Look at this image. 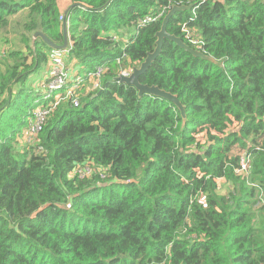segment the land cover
<instances>
[{"label":"trees","instance_id":"obj_1","mask_svg":"<svg viewBox=\"0 0 264 264\" xmlns=\"http://www.w3.org/2000/svg\"><path fill=\"white\" fill-rule=\"evenodd\" d=\"M173 6L191 8L168 33L219 64L165 39L140 83L185 118L119 81ZM65 19L83 82L58 102L30 78L54 68L36 33L63 45ZM263 202L264 0H0V264H264Z\"/></svg>","mask_w":264,"mask_h":264},{"label":"water","instance_id":"obj_2","mask_svg":"<svg viewBox=\"0 0 264 264\" xmlns=\"http://www.w3.org/2000/svg\"><path fill=\"white\" fill-rule=\"evenodd\" d=\"M191 7H186V6H173L172 9L167 13L163 25L161 28V31L157 33V42H156V49L154 52L149 53L148 57L145 59V61L139 66L135 67L132 70V73L130 76H122L119 78V81L121 83H124L128 86H134L138 92L139 96L141 97L144 93H148L154 96L162 97L170 102H173L182 112L183 117L185 118V108L182 105V103L179 101L178 97L175 95H172L171 93L166 92L165 90L160 89L159 87L156 86H148V85H143L140 83V77L149 69V67L152 66L153 62L157 59V57L160 55L162 51V46H163V41L165 39H168L172 42H174L176 45H178L180 48L184 49L188 53L192 54L193 56L197 58H202L205 60L213 61L216 64L217 63L215 60H213L210 57L205 56L201 51L194 50L190 46H188L181 38L172 35L168 33L167 31V26L171 18L179 11L183 10H188ZM72 8L68 9L65 13L66 18L69 14V11ZM35 37H41L51 48L57 49V50H65L68 47V33H67V22L66 19L64 21V44L63 45H56L54 44L48 37H46L43 33H36Z\"/></svg>","mask_w":264,"mask_h":264},{"label":"built area","instance_id":"obj_3","mask_svg":"<svg viewBox=\"0 0 264 264\" xmlns=\"http://www.w3.org/2000/svg\"><path fill=\"white\" fill-rule=\"evenodd\" d=\"M61 50L59 51L58 54L52 56V62L54 64V68H59L60 70H65L66 72V77H64V82H54L50 81L49 83L45 84L47 86L48 90H46V93L50 91V94L54 93L57 95V101L59 102L60 100L64 99L63 96L61 95V92L64 91L65 93V98L72 97L74 93L82 88V82L80 78H73L72 80H68V73L65 67L64 59L63 56L61 55ZM53 68V71H54ZM107 69L103 66H99L95 68V71L91 73L90 78H89V84L87 86V91L88 92H93L101 88L102 86V81L104 78V74L106 73ZM131 72H124L122 76H130ZM72 82V85H68L69 82ZM49 98V96H46ZM75 106H79L78 101L74 102ZM52 105V104H51ZM41 114L37 116L36 118V123L37 125L35 128L38 130L40 129L41 125L44 123L43 118L49 115V110H44L41 109ZM34 129V128H33ZM245 161V160H244ZM246 164H244L243 171H247L249 166L247 161H245ZM87 169V168H86ZM78 170L81 172L82 168H78ZM85 175V173L83 174ZM200 204L203 205L204 207H207V201L206 197L200 198Z\"/></svg>","mask_w":264,"mask_h":264},{"label":"rangeland","instance_id":"obj_4","mask_svg":"<svg viewBox=\"0 0 264 264\" xmlns=\"http://www.w3.org/2000/svg\"><path fill=\"white\" fill-rule=\"evenodd\" d=\"M55 50H56V52L54 53V55L58 54L59 51H60V50H57V49H55ZM65 60L68 61V56L65 57ZM49 72H51V74L48 77ZM65 72H66L65 70L62 71L59 68H54V71H53V69L50 68V65H49V62H48L45 66H43V68L39 72L35 73L30 78V81L33 82V86H35V84L39 83L40 81H45L47 83H49L50 81H52V83H54V82H64V77H66V75H65L66 73ZM87 93H92V92H88L87 91ZM40 110H41L40 107L36 109V112H35L36 118H37L38 115L41 114ZM36 125H37V123H36V119H35V122H31L29 129H31L32 127H35ZM39 130L40 129H38L37 131H39ZM88 169L91 172H95L94 169H91V168H88ZM219 182H220L219 183L220 184V189H219L220 193L228 194L229 192H231L232 187L230 186L229 183H227L224 180L223 181L221 180ZM263 204H264V202L262 204H260L259 207H261Z\"/></svg>","mask_w":264,"mask_h":264},{"label":"crops","instance_id":"obj_5","mask_svg":"<svg viewBox=\"0 0 264 264\" xmlns=\"http://www.w3.org/2000/svg\"><path fill=\"white\" fill-rule=\"evenodd\" d=\"M62 3H63V5H64L65 7L68 5V2H67V1H63ZM69 68H70V67H69Z\"/></svg>","mask_w":264,"mask_h":264}]
</instances>
